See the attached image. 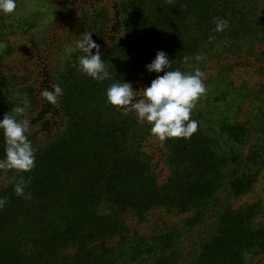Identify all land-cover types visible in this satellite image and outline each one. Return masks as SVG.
Wrapping results in <instances>:
<instances>
[{"label":"trees","instance_id":"16d2710c","mask_svg":"<svg viewBox=\"0 0 264 264\" xmlns=\"http://www.w3.org/2000/svg\"><path fill=\"white\" fill-rule=\"evenodd\" d=\"M92 6L80 22L88 17L95 25L92 38L111 79L97 81L79 71L81 53L75 50L59 74L47 75L39 89L21 87L16 75L4 80L0 119L16 105L28 104L36 159L29 172L0 170V198L6 200L0 208V264H54L72 249L76 264H178L188 228L213 206L215 230L182 264H251L264 252V224L255 217V204L234 207V201L253 188L264 169V91L236 85L231 66L206 79V93L190 117L198 122L197 131L163 143L169 174L162 183L144 149L151 125L108 104L105 92L115 80L139 79L149 86L157 73L145 65L159 50L173 62L169 70L184 73L203 72L208 57L225 51L257 54L256 45L264 42V0H120L114 11ZM47 8L37 11L40 16H27L25 23L21 15L0 14V36L52 20L59 11ZM217 17L228 21L221 32L214 30ZM55 84L63 95L53 105L40 93ZM37 100L40 109L35 111ZM21 178L30 198L14 191ZM161 206L191 211L186 229L160 228L150 237L111 243L126 232L125 211L145 219Z\"/></svg>","mask_w":264,"mask_h":264},{"label":"rangeland","instance_id":"374dc122","mask_svg":"<svg viewBox=\"0 0 264 264\" xmlns=\"http://www.w3.org/2000/svg\"><path fill=\"white\" fill-rule=\"evenodd\" d=\"M120 0H104L98 3L96 0H16L17 8L14 14L26 18L33 13L39 12L47 7L57 8L59 12L52 20L49 18L37 22V27L30 31L10 32L0 36V93L7 77L16 75L17 82L21 87H40V82L47 76L52 75L56 70V76L64 68L69 56L68 49L75 48V41L79 35L88 31L93 34L91 27H94L90 19L86 17L80 22L82 12L93 9L92 5H100L114 11V3ZM114 6V7H113ZM87 10V11H88ZM40 16V15H39ZM21 17L15 21H21ZM30 21V20H29ZM257 54H234L223 52L219 57L207 58L206 67L202 73L203 82L219 72L223 67L231 66L230 78L236 85L246 86L252 91H264V42L258 43L255 47ZM206 58V57H205ZM211 63V64H210ZM134 90H141L136 99L142 98V89L146 85L139 79L131 83ZM207 84V83H206ZM35 95V94H34ZM40 109V102L37 100L36 110ZM133 112L135 115L136 113ZM31 120V118L27 117ZM147 123V122H146ZM151 128V127H150ZM32 132L37 134L36 126H31ZM254 136V134H253ZM148 140L144 149L152 155L157 165V176L160 183L164 182L169 174L166 164V150L164 141L156 136L148 134ZM223 192L218 196L222 198ZM219 202V201H218ZM256 205V219L264 224V169L261 171L258 181L248 193L234 201V207L245 205ZM216 207H211L203 220L197 225L188 228L185 234L178 264H182L192 249L200 243L209 233L215 230ZM193 216L191 211L175 212L168 206H161L150 210L145 219H140L133 210L123 213L124 221L127 225L126 232L122 237L115 238L111 243H117L120 238H134L137 236L150 237L157 229L173 227L186 229V222ZM76 250L63 251L54 264H76ZM251 264H264V252L257 254Z\"/></svg>","mask_w":264,"mask_h":264},{"label":"clouds","instance_id":"9594fccd","mask_svg":"<svg viewBox=\"0 0 264 264\" xmlns=\"http://www.w3.org/2000/svg\"><path fill=\"white\" fill-rule=\"evenodd\" d=\"M17 8L16 0H0V14H14ZM215 31L221 32L229 25L223 18H215ZM95 49V52L93 50ZM81 54L77 57V67L86 76L104 81L111 79L110 73L102 59L100 45L92 38V33L84 31L75 41V48ZM187 59V58H185ZM197 61L203 57L197 56ZM173 62L168 55L157 51L155 58L145 65L149 73H157L150 85L142 89V98L136 99L137 91L130 82L113 81L106 89V102L112 106L123 108L125 111H134L138 122H147L151 125V134L159 140L168 138H189L197 131L198 122L191 119L192 110L197 100L206 93L203 82L204 73L198 68L192 73H184L179 69L169 70ZM163 72V75L159 73ZM40 95L50 104H57L58 98L63 95L59 84L52 86V90H42ZM28 104L16 105L0 119V133L4 138V157L0 158V170L29 172L35 167L36 149L29 139L30 121L26 118ZM51 115V114H49ZM26 182L21 178L14 185L17 196L30 198L25 193ZM6 203L0 198V208Z\"/></svg>","mask_w":264,"mask_h":264}]
</instances>
